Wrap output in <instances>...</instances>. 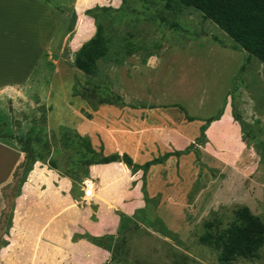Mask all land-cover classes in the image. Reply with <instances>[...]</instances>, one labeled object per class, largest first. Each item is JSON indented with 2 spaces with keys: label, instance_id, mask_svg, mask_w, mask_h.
Listing matches in <instances>:
<instances>
[{
  "label": "crops",
  "instance_id": "crops-1",
  "mask_svg": "<svg viewBox=\"0 0 264 264\" xmlns=\"http://www.w3.org/2000/svg\"><path fill=\"white\" fill-rule=\"evenodd\" d=\"M109 4L122 11L119 0H76L71 6L61 3L60 8L52 0H0V125L2 119L12 118L16 113L22 115L25 110L33 114L36 106H42L46 110L36 128L33 151L42 144L50 146L49 137L61 139L64 127L90 136L94 150H98L100 142L103 161L90 166L88 173L94 176L108 201L115 200L109 191L113 190L112 181L119 178L120 169L134 178L137 185L134 190L144 198L140 191L143 170H133L125 164L120 159L124 153L135 164L142 165L194 143V149L188 153L173 154L164 162L152 164L145 176L147 200L156 203V212L173 227L179 226L177 219L183 217L185 209L209 213L221 207H247L251 211L262 208L264 161L244 140L243 128L248 130L255 119L260 120L263 129L260 138L264 140V78L255 71L263 63L248 64L245 70V88L240 89L249 94L250 101L241 104L247 115L241 111L238 121L232 111L230 92L232 77L245 61L247 51L235 49L233 42L224 41V46L208 34L187 41L176 39L171 46L165 41L164 47L158 44L159 48L145 51L134 46L140 47L139 35H131L127 42L135 48L132 53L121 56L117 52L110 54V49L109 55L100 59V67L112 61L110 66L117 83L112 87L106 81L100 82V88L120 95L124 103H100L94 110L87 99L73 95L74 75L81 80L88 76L68 64L61 52L71 39L82 40L89 32L86 23L93 18L83 11ZM68 8L80 10L75 27H71L67 13L59 11ZM134 9L143 7L136 5ZM145 26L139 32L151 33L152 25L145 23ZM209 64L215 66L210 88L205 79L206 73L211 75ZM242 100H246L243 94ZM181 106L194 120L187 118ZM220 111H223L220 118L207 125V141L196 143L206 120ZM85 113L94 116L90 119ZM95 115H100V130L92 135L88 125L90 120H96ZM13 128L10 132L24 135L23 127L18 129L13 124ZM24 160L26 153L19 146L0 138V222L6 202L4 193H13L15 174ZM48 170V177L39 178L38 172H32L22 182L13 201L9 231L0 229L4 238L0 264H90L83 254L88 245H69L72 243L69 235L99 236L119 229L120 219L115 218L114 212L98 215L97 220L89 218L80 178L72 172ZM142 197L139 206L144 204ZM92 246L96 257L91 264H113V249ZM74 248L82 250L79 257H73Z\"/></svg>",
  "mask_w": 264,
  "mask_h": 264
},
{
  "label": "rangeland",
  "instance_id": "rangeland-1",
  "mask_svg": "<svg viewBox=\"0 0 264 264\" xmlns=\"http://www.w3.org/2000/svg\"><path fill=\"white\" fill-rule=\"evenodd\" d=\"M75 1L76 0H52L53 5L58 8H60L59 6L61 3L71 6ZM170 2L172 8H168V0H119L118 7L122 8V11L112 8L113 4H109V6H91L83 11V14L93 18L91 22L88 21L86 23V25L90 27L89 32L86 33L82 40L71 39L61 54L66 58L68 64L73 65L76 55L75 52L81 47V43L90 36V33L97 29L99 23H103L110 36V54L117 52V54H121V56H125L128 50L132 48L150 51L155 47L159 48L157 47L158 44H162L164 47L165 41H167V46H171L175 43L174 41H176V39L187 41L202 34H208V36L213 37V39L217 37L222 43L224 41L236 43L234 48L238 45L219 25L203 16L200 10L181 4L180 7H178L176 6V0H170ZM91 3L93 5V2L90 1V4ZM136 5H141L143 10H135L134 7H136ZM175 6L177 7L176 9H174ZM187 9L191 10L187 11ZM59 11L67 13L66 17L71 23V27H75L80 16V10L68 8L67 10L60 9ZM136 12L139 15H136ZM145 23L152 25V29L150 30L151 33L145 34L139 32L144 31L146 28ZM137 34L140 37V41H137L138 44L140 43V47L135 44L134 46L136 47L134 48L128 44L127 41L131 35L135 36ZM222 45L226 46L224 43ZM246 54L249 56L248 53ZM247 56L238 72H236V76L234 75V77H232L234 78L232 80L231 89L233 99L232 111L239 116L243 114L241 111L245 112L241 104L243 102L248 104V101H250L249 94L247 95V93L242 92L243 90L240 89L242 87L245 88L243 75L245 74L248 64L253 65V63L260 62L258 58L250 56V60L246 63ZM110 62L112 63V61ZM111 63L103 64L100 67L99 62L98 71L94 78L89 79L90 82H87V78L81 80V78L74 75L76 79H80L79 82L82 85L92 88L89 92V97L95 104L100 101L104 93L102 90V92H100V82L106 81L107 84H110L112 87L117 84L114 78V69L110 66ZM244 63H246V67L241 71L240 69ZM263 67L259 66L255 70L259 72L261 78H264ZM213 68H215V66L210 64L207 65V69L211 71V75L206 73L205 78L208 88H210L214 82L211 80L215 72ZM76 69L84 74L78 67H76ZM261 82L262 80H260V83ZM78 89H80V87ZM242 94L243 99H246L245 101L242 100ZM103 97L112 98L106 95V93ZM33 110H35L33 114L25 110L26 112L22 115L16 113L12 118L2 119L3 123L0 125V138L20 148H26L29 143L30 134H32V130L37 127L39 119L43 114L42 112L46 110V108L36 106ZM88 114L89 113H85L86 116ZM1 115L0 111V118H2ZM94 118L96 120H90V124L88 125V131H90L92 135H94V132L97 133V131L100 130V115H95ZM24 120H28L27 123L23 122ZM256 121L257 119H255V122ZM254 123L252 127L256 132V137L248 136L247 141L249 145L255 149L256 147L262 149L258 142L260 139V125ZM13 124L16 125L18 129L23 127L22 130L24 135H15L13 132H10V130L15 129L13 128ZM10 125H12L11 128ZM62 136H64V138L62 137L61 139L49 137L50 146L54 147L52 148L42 144L43 146H40L37 151H35L37 156L34 163H31L29 161L30 159L26 158L22 167L16 171V182L13 187V193H4L6 202L0 222V229L3 230V232L6 233L9 231L12 220L11 215L14 210L13 201L20 190L22 182L30 178L32 172H38L36 176L43 178L45 176L48 177V173H50L48 169H56L59 170L61 174L72 172L74 174L73 176L82 180L84 189L89 187L94 188L92 195L90 197L85 196L84 198V204L90 209L89 218L91 220H97L98 215L102 216L103 214H112L113 212L115 218L118 217V219H120L119 229L115 233L105 231L99 236H94L91 233H73L69 235L68 240H72V243H69V245H88L84 248L85 251L83 249V254L90 260V264L91 260L96 257V250L92 245H100L113 249V259L111 260L113 264H264V232L262 234H251L254 244H256L254 256L244 257L240 255L229 262L220 260L221 248L213 244L205 243L201 239L202 235L208 230L206 226L207 222H212L214 232L219 234L225 230V228L227 229L232 221L237 218V210L241 207L227 209L221 207L209 213L194 212L193 210L185 209L183 217L177 219L179 220V226L173 227L170 222L161 219V215L156 212V203H151L149 199L147 200L143 188L142 176H140V191L143 193L144 198L141 195L138 196L140 194L139 192L136 194L134 190L137 187L136 181L133 183L134 180H132L134 178H130L128 174L126 175L123 170L120 169L117 170L119 178L112 181L111 189L113 190L109 191L110 194L115 196V200H106L102 191L100 192V186L95 183L94 176L91 175V177L89 175L90 173H88L90 166L94 163L96 164L103 161L100 159L102 157L100 153V142L98 143V150H94L92 142L90 141V136H82L66 127L62 128ZM19 138L23 140H19ZM120 159H122V156ZM70 163L72 166H68ZM45 164L49 168H46ZM37 166H41L43 169L38 170L36 169ZM69 167L71 170H69ZM43 172L47 174L43 175ZM132 190H134V192H131ZM141 197L144 199V204L139 206L140 203L138 200ZM250 212L258 216L259 219L257 222L264 226V205L262 208L255 209L254 211L250 210ZM2 236L3 235L0 234V246L4 242V238L3 240L1 238ZM80 250V248L73 249L74 258L80 256L82 253V250Z\"/></svg>",
  "mask_w": 264,
  "mask_h": 264
},
{
  "label": "trees",
  "instance_id": "trees-1",
  "mask_svg": "<svg viewBox=\"0 0 264 264\" xmlns=\"http://www.w3.org/2000/svg\"><path fill=\"white\" fill-rule=\"evenodd\" d=\"M176 6L181 5L191 6L200 10L206 18L211 19L217 25H219L227 34H229L236 42L235 48L242 49L248 52L246 63L250 60V56H254L260 60L264 65V0H176ZM168 8H172L170 0L167 3ZM174 7L176 9L177 7ZM216 41H219L217 37H214ZM110 36L108 35L103 23L97 25L96 33L89 40L85 41L81 47L75 52V58L73 65L81 69L88 76V81L96 75L100 59L109 55L110 52ZM222 43V41H219ZM223 44V43H222ZM133 48L129 49L126 54L133 52ZM244 63L241 67L243 71L246 67ZM264 71V67H263ZM91 77V78H90ZM80 87V89H78ZM91 87L82 85L78 79L75 78L73 95H80L87 99L94 110L98 109L100 103H124L120 95L114 93L110 89L100 88L102 98L98 103H94L89 97ZM102 90V91H101ZM112 98H104L105 95ZM232 95V91L230 92ZM181 109L185 111V108L181 106ZM189 120H194L193 117L187 114ZM223 111L219 114L210 117L206 120V124L202 126L200 137L197 138L196 143H203L207 141L206 129L207 125L215 119L220 118ZM88 118H93L92 114L87 115ZM236 120L241 121L238 114L234 113ZM254 124L260 125V120H257ZM35 127L32 130L28 140V146L21 148L26 153V158L30 159L31 163L36 160L35 151L32 150V142L36 132ZM263 129L259 127V133L261 135ZM244 140H248V136L256 137V132L253 127L250 129L243 128ZM64 138V136H63ZM19 140H23L19 138ZM259 145L262 147H256V151L260 154L261 159L264 161V140L261 138L258 140ZM248 143V141H247ZM249 144V143H248ZM195 144L191 143L184 150H177L175 152H167L160 157H156L146 163L140 165L135 164L133 159L128 153L122 155V161L131 167L133 170H143L144 192L145 189L146 174L152 164L164 162L169 156L176 154L181 155L188 153L194 149ZM258 216L250 212L247 207H241L237 210V218L234 219L231 225L219 234H216L213 230L212 222H207V232L202 235L203 242L213 244L218 248H221L220 260L223 262H229L237 256L251 257L255 254L256 244H254L251 234H262L264 232V226L261 225L258 220Z\"/></svg>",
  "mask_w": 264,
  "mask_h": 264
},
{
  "label": "built area",
  "instance_id": "built-area-1",
  "mask_svg": "<svg viewBox=\"0 0 264 264\" xmlns=\"http://www.w3.org/2000/svg\"><path fill=\"white\" fill-rule=\"evenodd\" d=\"M93 191H94V188H92V187L84 189V195L90 197L92 195Z\"/></svg>",
  "mask_w": 264,
  "mask_h": 264
}]
</instances>
